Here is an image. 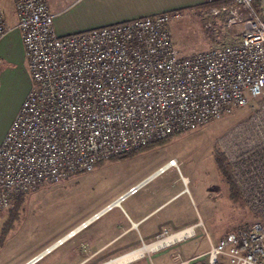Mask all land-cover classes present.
<instances>
[{
	"label": "built area",
	"instance_id": "built-area-1",
	"mask_svg": "<svg viewBox=\"0 0 264 264\" xmlns=\"http://www.w3.org/2000/svg\"><path fill=\"white\" fill-rule=\"evenodd\" d=\"M220 1L231 3L214 7L212 14L230 13L231 25L244 17L240 34L226 45L187 57L170 29L184 11L59 37L49 0H14V28L23 41L32 84L0 146V216L21 194L91 173L104 161L246 108L250 113L217 146L241 200L260 220L218 243L209 239L204 255L181 264L201 258L205 264H264V0ZM12 29L0 0V42ZM172 167H177L174 160L154 176ZM148 182L131 187L78 231L121 208ZM202 226L199 222L179 232L184 235L175 243L196 237ZM52 249L26 264H36Z\"/></svg>",
	"mask_w": 264,
	"mask_h": 264
},
{
	"label": "rangeland",
	"instance_id": "rangeland-1",
	"mask_svg": "<svg viewBox=\"0 0 264 264\" xmlns=\"http://www.w3.org/2000/svg\"><path fill=\"white\" fill-rule=\"evenodd\" d=\"M260 9L264 15V1ZM5 11L10 27H15L14 0H5ZM230 21L228 12L214 15L209 9L199 14L195 8L184 11L182 19L173 21L170 29L181 54L191 57L235 41L243 28L244 17L234 25ZM0 91L1 135L23 99L24 86L14 77L4 84L0 82ZM249 113L246 108L235 109L221 121L153 144L137 155L104 161L91 173L46 184L27 193L15 219H10L15 204L0 217V264H26L60 241L63 242L36 264H71L85 253L89 233L98 230L106 219L82 229L79 235L65 238L124 194L130 185L143 179H149L146 191L173 182L180 187L181 181L194 200L190 203L188 197L183 196L169 208L180 207L181 220L203 223L197 228L196 237L170 247L172 253L179 252L186 257L197 254L208 246L206 232L214 242H219L227 234L260 220L246 202H235L231 198L230 184L217 165V151L222 153L217 140ZM171 160L177 167L154 176ZM4 227L9 230L7 234ZM170 251L164 252L166 258ZM167 260L170 264L180 262V258Z\"/></svg>",
	"mask_w": 264,
	"mask_h": 264
},
{
	"label": "crops",
	"instance_id": "crops-1",
	"mask_svg": "<svg viewBox=\"0 0 264 264\" xmlns=\"http://www.w3.org/2000/svg\"><path fill=\"white\" fill-rule=\"evenodd\" d=\"M206 3H210V0H49L51 12L55 16V32L59 37L164 13L175 11L186 12ZM6 19L9 24L7 15ZM15 21L17 24L16 15ZM0 59L2 61L0 66V82L4 84V82L17 77L24 86L23 99L16 113L0 135L1 146L32 84L27 69L23 41L19 31L14 27L0 42ZM147 148L128 153L123 155V157L137 155ZM100 165L101 163L98 166ZM143 181L145 179L130 185L126 192ZM180 183V187L177 182H173L166 186H159L151 191L145 190L147 188L146 185L138 194L126 199L121 208H116L104 215L98 221L105 218V223L98 230L89 233L86 239L87 249L85 253L74 259L71 264H105L142 249L143 244L151 245L162 238L163 235L170 236L196 226L199 223L197 220L180 219V207L176 206L169 209L183 196L188 197L190 203L194 202L193 198L188 195V190L185 189L181 181ZM92 224L89 226H92ZM80 232L81 230L76 234L79 235ZM206 234L208 246L197 254L186 257L179 252L172 253L169 248L181 243L179 242L156 251L145 253L128 264H170L167 262L169 258H180V262L176 264H181L184 261L195 259L204 255L209 250L210 240L213 243H218L214 242L207 232ZM165 251H170L168 258L165 257L167 254L164 253ZM205 263V258L194 261V264Z\"/></svg>",
	"mask_w": 264,
	"mask_h": 264
},
{
	"label": "trees",
	"instance_id": "trees-1",
	"mask_svg": "<svg viewBox=\"0 0 264 264\" xmlns=\"http://www.w3.org/2000/svg\"><path fill=\"white\" fill-rule=\"evenodd\" d=\"M231 3V1H220V2H212V3H206V4H203V5H200L197 8V12L199 14H201L204 10H209V9H213L214 7H219L221 5H224V4H229ZM169 140V139H168ZM167 140L165 141H162V142H166ZM158 143H161V142H158ZM157 144V143H155ZM150 147V146H149ZM217 156H218V165H219V168L221 169V171L225 174V169H224V162H225V156L223 153H219V151H217ZM123 156H120V157H117V158H121ZM117 158H114V159H117ZM227 174V173H226ZM228 179V183L230 184V187H231V191H230V196L231 198L235 201V202H238L241 200V197H240V194H239V191L236 189V187L232 184V182L230 181V179L227 177ZM26 194H21L19 196L16 197V202H15V207L11 210V216H10V219H15L18 214H19V210H20V207L22 206L23 202H24V197H25ZM246 205L248 206V204L246 203ZM5 228L7 227H4V233H8L9 230H6ZM3 240V238L1 239ZM1 245H2V242H1ZM1 247V246H0Z\"/></svg>",
	"mask_w": 264,
	"mask_h": 264
},
{
	"label": "bare ground",
	"instance_id": "bare-ground-1",
	"mask_svg": "<svg viewBox=\"0 0 264 264\" xmlns=\"http://www.w3.org/2000/svg\"><path fill=\"white\" fill-rule=\"evenodd\" d=\"M183 235H184V233H179V234L172 235L170 237L162 239L159 242H156V243L151 244V245H147L146 247H144V248H142V249H140L138 251H135L133 253L125 255V256L117 259V260H114V261L108 263V264H123V263L129 262V261H132L134 259H137V258L143 256L145 253H149L151 251H156L158 249L167 247V246L175 243Z\"/></svg>",
	"mask_w": 264,
	"mask_h": 264
},
{
	"label": "flooded vegetation",
	"instance_id": "flooded-vegetation-1",
	"mask_svg": "<svg viewBox=\"0 0 264 264\" xmlns=\"http://www.w3.org/2000/svg\"><path fill=\"white\" fill-rule=\"evenodd\" d=\"M217 165H218V163H217ZM218 169H220L219 168V165H218ZM225 169V172L227 173V169L226 168H224ZM225 173V176H226V179H227V174ZM228 180V179H227Z\"/></svg>",
	"mask_w": 264,
	"mask_h": 264
},
{
	"label": "water",
	"instance_id": "water-1",
	"mask_svg": "<svg viewBox=\"0 0 264 264\" xmlns=\"http://www.w3.org/2000/svg\"><path fill=\"white\" fill-rule=\"evenodd\" d=\"M75 232H78V229H77V230H75ZM66 239H68V238H65V240H66ZM54 247H55V246H54ZM54 247H52V248H54Z\"/></svg>",
	"mask_w": 264,
	"mask_h": 264
}]
</instances>
